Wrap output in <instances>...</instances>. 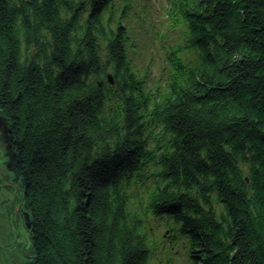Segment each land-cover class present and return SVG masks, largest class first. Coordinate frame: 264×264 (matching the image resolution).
I'll list each match as a JSON object with an SVG mask.
<instances>
[{"label":"trees","instance_id":"trees-1","mask_svg":"<svg viewBox=\"0 0 264 264\" xmlns=\"http://www.w3.org/2000/svg\"><path fill=\"white\" fill-rule=\"evenodd\" d=\"M108 1L0 0V113L36 264H147L127 193L144 108L167 140L148 208L181 220L194 264H264V0H193L180 17L193 67L151 109L122 31L104 23ZM102 62L114 107L95 84Z\"/></svg>","mask_w":264,"mask_h":264},{"label":"flooded vegetation","instance_id":"flooded-vegetation-1","mask_svg":"<svg viewBox=\"0 0 264 264\" xmlns=\"http://www.w3.org/2000/svg\"><path fill=\"white\" fill-rule=\"evenodd\" d=\"M4 146H0V264H35L21 185L5 170Z\"/></svg>","mask_w":264,"mask_h":264},{"label":"rangeland","instance_id":"rangeland-1","mask_svg":"<svg viewBox=\"0 0 264 264\" xmlns=\"http://www.w3.org/2000/svg\"><path fill=\"white\" fill-rule=\"evenodd\" d=\"M159 232L162 233V229H159ZM163 245L159 246V250L157 251V254L154 255L151 259L150 264H166L164 261V256L165 258H167V255L164 253L169 252L170 253V257L173 258V260L171 261V264H187L186 260L184 258H181L180 256L176 255L175 258V252L180 248V241L179 240H175L173 241V243L171 244L170 241L167 239L163 242Z\"/></svg>","mask_w":264,"mask_h":264},{"label":"water","instance_id":"water-1","mask_svg":"<svg viewBox=\"0 0 264 264\" xmlns=\"http://www.w3.org/2000/svg\"><path fill=\"white\" fill-rule=\"evenodd\" d=\"M0 128L3 130V133L7 135V144L9 145V149L11 151L12 157L15 159V154L12 151V137L11 132L7 127L6 121L0 116ZM30 225L28 226V228Z\"/></svg>","mask_w":264,"mask_h":264},{"label":"bare ground","instance_id":"bare-ground-1","mask_svg":"<svg viewBox=\"0 0 264 264\" xmlns=\"http://www.w3.org/2000/svg\"><path fill=\"white\" fill-rule=\"evenodd\" d=\"M158 158L160 159V157H158ZM117 160H121L122 161V160H124V158L122 157V158L119 159V157H118Z\"/></svg>","mask_w":264,"mask_h":264}]
</instances>
